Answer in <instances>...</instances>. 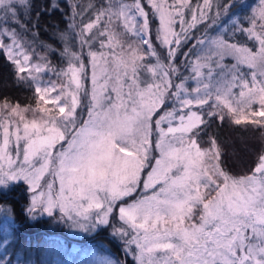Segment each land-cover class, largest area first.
<instances>
[{
    "label": "snow or ice",
    "instance_id": "1",
    "mask_svg": "<svg viewBox=\"0 0 264 264\" xmlns=\"http://www.w3.org/2000/svg\"><path fill=\"white\" fill-rule=\"evenodd\" d=\"M148 4L166 55L152 40L142 0H104L98 8L72 3L71 28L88 9L95 18L81 20L78 51L61 34L67 67L57 69L45 55L33 63L35 49L7 24L26 29L18 12L30 11L29 0H0V37L11 40L0 39V49L36 101L35 108L0 103V186L23 181L33 219L47 214L84 232L111 226L135 264H264V150L249 174L235 176L222 166L215 138L208 147L200 143L216 119L251 125L264 138V0L248 26L233 21V36L256 47L207 35L212 25L193 35L209 19L212 0L196 8L189 0ZM232 6L217 4L216 17ZM193 39L182 71L177 54ZM48 72L57 79L44 80ZM117 209L119 225L112 223Z\"/></svg>",
    "mask_w": 264,
    "mask_h": 264
},
{
    "label": "trees",
    "instance_id": "2",
    "mask_svg": "<svg viewBox=\"0 0 264 264\" xmlns=\"http://www.w3.org/2000/svg\"><path fill=\"white\" fill-rule=\"evenodd\" d=\"M215 3L214 10L209 14V19L202 24L201 28L193 32L195 37H200L205 34L207 25H212L207 28L206 33H211L215 28L229 21L233 14L241 12L242 5H250L252 0H213ZM30 11L25 12L23 8H19L18 17L21 23L26 25V29H21L19 24H14L11 19L7 24L15 27L20 34L21 39L29 48H34L36 53L45 55L54 67L63 66L64 57L61 53L65 46V42L61 40V34L68 37L67 43L73 47L74 50H79V44L75 39L76 32L80 30V23L83 19L84 23L89 21V18L94 19V9H88L84 12L83 17L76 16L75 29L71 28L72 8L70 5L76 3L80 7L87 8L89 3L98 8L102 0H29ZM190 4L203 3V0H189ZM230 3L233 6L224 11L219 9L220 15L217 18V4ZM53 4L56 7H53ZM142 6L149 13L152 19V40L161 52L165 55L155 39L156 21L152 18V9L147 0H142ZM215 19V24H213ZM0 25H4L2 14H0ZM35 25V27H33ZM5 26V25H4ZM74 30V31H73ZM35 34V35H34ZM75 39V41H74ZM71 41V42H70ZM71 43V44H70ZM196 40H190L186 45H183L177 54V63L181 64L185 60L184 52H188ZM44 45L50 46L45 48ZM96 44V48H98ZM87 60V57H85ZM90 75V72H89ZM87 87H90V80H85ZM5 100L12 104H19L21 107H34L36 101L34 98V91L23 83H18L14 66L6 59L3 51L0 49V103ZM209 137L215 138L221 147L222 151V166L229 171L230 174L240 176L249 174L258 162V155L264 150V138L261 133L251 125H235L229 120L223 122L218 119L211 122L200 136V143L203 147H208ZM30 193L27 186L24 184H17L13 186L6 194L0 193V223L2 224L3 217H9L11 221L4 222L5 227L9 230L10 238L14 241L15 250L19 246L30 247L37 246L40 250V244L43 242L60 241L61 243L69 245H77L78 249L92 247L99 245L100 242L107 243L110 249V254L120 261L121 264H133V261L124 255L123 244L116 238L110 236L109 228L100 229L91 237H83L81 239H74L68 236V231L64 228L56 229L52 222L45 217L31 218L27 209L29 207ZM1 237V235H0ZM11 243V244H10ZM75 243V244H74ZM12 245V242H9ZM25 255L27 250H22ZM33 252V250H32ZM24 255V254H23ZM22 255V256H23ZM16 256V253H14ZM12 256V257H14ZM27 256V255H26ZM21 264V263H20Z\"/></svg>",
    "mask_w": 264,
    "mask_h": 264
},
{
    "label": "rangeland",
    "instance_id": "3",
    "mask_svg": "<svg viewBox=\"0 0 264 264\" xmlns=\"http://www.w3.org/2000/svg\"><path fill=\"white\" fill-rule=\"evenodd\" d=\"M102 1L104 3V0H102ZM147 2H148V0H147ZM168 2L171 4L174 2V0H168ZM259 2H260V0H252L250 5L248 6V8H247V6L242 5V7H241L242 9H241L240 13L233 14L229 21H227L224 24L220 25L219 27L215 28L213 31H211V33L209 32L206 34L210 35V36H215L218 34H224L226 38H228L234 42L243 43L249 47H256L254 40H248V38L246 36L241 35L240 33H235V36H233V21H237V20L243 21L244 26H248L246 18L251 16L252 10L255 9L259 5ZM215 3L216 2L215 1L213 2V0H212V8H211L209 14L214 10ZM202 4L203 3H199V5H202ZM197 5L198 4H191V6L193 8H196ZM184 14H185V19L188 21H191V17H192L191 11L189 9L185 8ZM155 21H156V25H157L158 20L155 19ZM204 22L198 23L197 27L192 29V33L198 31L201 28L202 24H204ZM0 26H4V25H0ZM175 28L177 31L179 30V23L178 22L175 25ZM0 39L4 40L5 43H11V40L8 39L7 37H0ZM74 41H75V39H74ZM98 46H99V44H98ZM163 52L165 53L164 50H163ZM3 53H4V51H3ZM165 55H166V53H165ZM39 56H41V54L36 53V56L33 58L32 62L33 63L39 62ZM5 57L7 59L6 55H5ZM234 62L235 61H233L231 58H227L225 60V63H227L229 65L234 63ZM64 63L65 64L63 66H59V67H55V68H57V69L66 68L67 62H66L65 58H64ZM242 70L246 73L249 72V70L246 67H243ZM43 79L47 81L49 79L56 80L57 78L55 75H53L52 72H48V73L43 75ZM249 79H250V76H249ZM236 91H238V89H236ZM35 106L32 108H35ZM27 116L29 119H31L32 118L31 112H29L27 114ZM0 141H2V130H0ZM14 147L15 146L13 145V149H14ZM13 154H14V152H13ZM147 171L148 170H145V172L143 173L144 177L147 176ZM17 184H24V182L23 181H12L9 183L7 188L0 186V193L6 194L7 191H9L13 186H16ZM24 185H26V184H24ZM141 187H142V185H141ZM135 198H136L135 195L131 198H127L126 202H131V200L135 199ZM29 200H30V197H29ZM29 205H30V203H29ZM34 215H35V218L45 217L46 219H49L52 222L53 227L56 229H60V228L66 229L68 231V236H70L71 238H74V239H81L83 237H91L94 234H96L100 229H103V228H109L110 236L113 237L111 235V232H112L111 226H101V227H98L96 229V231H94V232H84V231H81L77 228L70 227L68 224L61 223V222H59V220L54 219L53 217L47 216V214L41 215L39 213H36ZM54 216L58 217L59 213L55 212ZM8 221H11V219L9 217H3L2 221H1L2 224L0 223V235H1L0 241H3V239L5 237L8 238L7 243L0 242V256L4 257L3 260H0V264H7V262H10V264H20V263L21 264H98V262L101 259H110L113 261H117V259L114 258V256L112 254H110V249H109V246L107 245V243H104V242H100L99 245H96V246H92V247L89 246V247H86L83 249H78L77 245H72L73 248H70L69 245L61 243L60 241L54 240L51 242L47 241V242L41 243L40 247H39L40 248L39 251L37 250L36 245L33 247H30L29 245H27L26 247L25 246L24 247L19 246V248L17 250H15V244L13 243L14 241L10 238L9 230L5 227V224H3L4 222L7 223ZM112 223H114L116 225L120 224V221L118 219V209H117V215H113V217H112ZM116 239L119 242H121L118 238H116ZM9 242H12V245H9ZM121 244H123V243L121 242ZM22 250L28 251L26 254L27 256L25 255L24 252L23 253L21 252ZM32 250H33V252H32ZM123 251H124V248H123ZM14 253H16V256H14ZM12 256H14V257H12ZM127 257H129L133 261V264H135V261L133 260L132 256L129 255Z\"/></svg>",
    "mask_w": 264,
    "mask_h": 264
}]
</instances>
